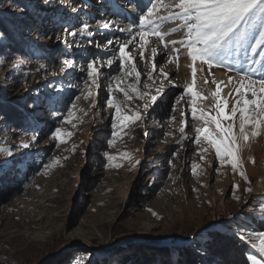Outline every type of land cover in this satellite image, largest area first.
<instances>
[{
  "label": "rangeland",
  "instance_id": "374dc122",
  "mask_svg": "<svg viewBox=\"0 0 264 264\" xmlns=\"http://www.w3.org/2000/svg\"><path fill=\"white\" fill-rule=\"evenodd\" d=\"M146 1L0 0V17L9 23V32L0 33V264H119L121 248L136 252L138 263L182 264L177 250L169 253L182 247H193L203 264H222L237 253L231 239L247 249L239 262L264 264V253L253 246L258 244L255 234L264 232V128L243 147L241 166L233 171L203 138L199 145L193 142L195 128L203 122L192 119V97L184 93L192 81V62L184 48L155 42L141 59L136 37L129 48L139 81L135 74L125 77L119 71V44L139 30V15L151 6ZM125 24L134 28L129 35ZM179 25L165 21L162 30ZM183 36L178 30L165 40ZM108 39L113 44L105 48ZM160 46L161 54L153 58L151 48ZM177 55L178 62L169 63ZM97 57L113 58L114 63L101 67L100 86L85 99L90 82L81 69ZM250 57L260 59L250 50L233 48L223 66L209 69L197 61L196 90L207 99L196 103L215 115L212 81L227 84L231 76L234 82L221 86L228 102L225 112L230 113L235 81L248 67H258L249 64ZM64 59H71L73 67L62 72ZM161 71L168 73V80ZM121 77V87L135 83L139 92L150 95L162 88L163 95L145 109L147 99L133 94L125 103L142 120L125 127L116 118L114 129L116 111L106 98L108 85L114 90ZM113 95L124 100L122 93ZM178 97L183 98L177 105ZM128 108L122 112L130 115ZM182 121L187 125L184 133L179 130ZM231 122L222 121L225 126ZM57 127L70 133L63 137L65 143L52 138ZM201 148L208 151L201 153ZM209 233L224 237L210 243ZM241 234L250 242L241 241Z\"/></svg>",
  "mask_w": 264,
  "mask_h": 264
},
{
  "label": "snow or ice",
  "instance_id": "6c2138e0",
  "mask_svg": "<svg viewBox=\"0 0 264 264\" xmlns=\"http://www.w3.org/2000/svg\"><path fill=\"white\" fill-rule=\"evenodd\" d=\"M149 4L151 6H146V10H143L139 15V30L135 33V36L119 44V71L125 77L135 74L136 81H139L140 73L136 69L134 58L130 55L131 49L129 48V45L137 43L136 37L139 38V55L141 59L145 58L144 52L148 46L155 42H159L165 47L168 44H178L184 48L192 62L189 65L192 69V81L185 86L184 93L192 97L189 104L192 119L203 122L200 127L195 128L196 135L193 142L199 145L203 138L204 143L215 150L216 158L220 160V163H228L233 171H236L241 166L239 153L252 138L261 135L260 130L264 128V0H171L170 3H165L164 0H149ZM161 11L166 12V15H161ZM165 21H179L180 25L178 28H173L170 32H165L162 30ZM102 27L106 28L108 25L103 24ZM178 30L184 31V36L181 40H165V37L170 35L171 32ZM83 31L84 29L80 30L81 34H83ZM127 31L131 34L132 29H127ZM69 35L75 37L77 33L72 32ZM89 43H91V40H89ZM112 44L113 41L108 39L104 47L107 48L108 45ZM97 47H100V45H97ZM233 48L236 50H250L251 53L260 57V59L249 58V64L257 65L258 67H248L244 70V74L235 81L237 86L234 88L235 97L230 113L225 112L228 102L226 98L221 96V86L227 87L228 84H232L234 78L229 76L227 84L224 81L217 82L213 80L212 83L216 85V88L211 92V96L215 101V115H210L196 103L207 99L206 96L196 90V75L198 71L195 66L196 62L199 61L201 65H207L209 69L213 66H223L225 64V54ZM174 50L179 53V48ZM151 54L153 58L156 57L157 49L155 47L151 48ZM178 59L179 56L177 55L174 59H170L169 63L178 62ZM113 63V58L104 60L97 57L87 61L86 69H81V71H86L90 82L87 93L84 96L85 99L92 96L93 87L99 88L101 67H111ZM126 64L130 65L127 71H125ZM72 67L73 61L64 59L61 71L64 72ZM152 70H156L154 59ZM202 70L201 68L200 71ZM161 75L165 80H168L167 72L161 71ZM113 79L115 80L116 78L114 77ZM149 79H152L151 72L149 73ZM169 82L171 83V81ZM123 83L124 79L121 77L116 83L114 90L111 84L108 85L107 106L116 111V117L113 118L112 123L114 129L117 127L116 118H119L120 123L125 127L128 122L136 124L142 120L141 113L128 108L127 103H125L133 100V94H135V99H147L148 103H145V109H147L149 103L155 104L163 95L162 88H157L156 94L150 95L148 92H139L135 83L128 84L127 87H121ZM154 83L155 81L153 80ZM204 83L207 84L208 80L205 79ZM145 87L149 86L145 85ZM114 91L122 93L124 100L120 101L117 99L113 95ZM229 96H232L231 91ZM182 98H177V105ZM77 99H80V97H77ZM122 108H128L131 114H124ZM173 110L175 111V106H173ZM79 111L84 112L83 109ZM68 112L69 117L73 116L72 109H69ZM198 112L199 115L197 114ZM84 114L86 115V112ZM237 114H239L238 131L236 130L234 119ZM184 115V112H181V116ZM224 120L232 122L225 126L222 123ZM65 122H70L67 117ZM186 126V121H182L179 129L181 133H184ZM68 135L70 133H63L60 127H57L51 133L52 138L59 143H65L66 141L63 137ZM112 135L116 136L117 133L113 132ZM59 143L57 146H59ZM112 143L113 141L109 140V145H112ZM22 146L25 148L29 147L28 144H22ZM199 151L205 153L208 149L201 148ZM204 158L203 155L200 156L201 160ZM108 159H112V157L109 156ZM49 166L46 165V167ZM196 169L197 165L193 164V175H196ZM240 175L247 181V177L243 172H240ZM236 187L238 186H233L234 189ZM245 191L250 192L251 189H245ZM235 198L239 199V197ZM255 235L258 238V244L254 243L253 246L258 247L259 252L264 253V232L256 233ZM239 238L241 241L250 242L243 234Z\"/></svg>",
  "mask_w": 264,
  "mask_h": 264
},
{
  "label": "trees",
  "instance_id": "16d2710c",
  "mask_svg": "<svg viewBox=\"0 0 264 264\" xmlns=\"http://www.w3.org/2000/svg\"><path fill=\"white\" fill-rule=\"evenodd\" d=\"M9 32V23L4 20L2 17H0V33H4L7 34ZM225 234V233H224ZM224 235L218 236V235H214L212 236V233L208 234V241L210 243H214L216 242L218 239L223 238ZM229 237V236H228ZM230 239L232 237H229ZM232 241H234L238 246H235V248L237 249V253L233 254L232 256H230V259H227L226 261H224L222 264H242L241 262H239L240 260H242V258H244L247 253L245 252L247 249L242 246L239 242H236L234 239H231ZM211 245H209L208 247H210ZM220 245H218L219 247ZM121 250L124 251L123 254H121L120 256V262L119 264H142V263H138V258H136V252H134L133 250H124L123 248H121ZM172 250H177L179 256H181L182 258V264H203V259H201V257H198L194 250L193 247H189V248H175V249H171L169 253H173ZM139 251V250H137ZM163 251L167 252L166 249H163ZM216 252H212L210 253V260L212 261V258L215 256ZM160 254V253H159ZM245 261V260H244ZM61 261H59L58 264H60ZM143 264H146L145 262ZM247 264V263H245Z\"/></svg>",
  "mask_w": 264,
  "mask_h": 264
},
{
  "label": "bare ground",
  "instance_id": "6f19581e",
  "mask_svg": "<svg viewBox=\"0 0 264 264\" xmlns=\"http://www.w3.org/2000/svg\"><path fill=\"white\" fill-rule=\"evenodd\" d=\"M135 14V13H134ZM112 17V16H111ZM113 21H111V23H112ZM169 22H171V21H169ZM174 22V21H173ZM116 25V24H115ZM120 27H122V26H120ZM122 28H126V30L124 31L127 35H129V32L127 31V29H132V32L134 31V28H131V26H128V25H123V27ZM156 45V44H155ZM149 48V47H148ZM163 49V47L162 46H160V47H157V55H159V54H161L159 51H161ZM163 53V52H162ZM168 54V53H167ZM27 206V205H26ZM25 207V206H24ZM30 208V207H29ZM20 209V208H19ZM21 211H25V210H27V207L26 208H21L20 209ZM31 221H32V219L29 217V222L31 223Z\"/></svg>",
  "mask_w": 264,
  "mask_h": 264
}]
</instances>
